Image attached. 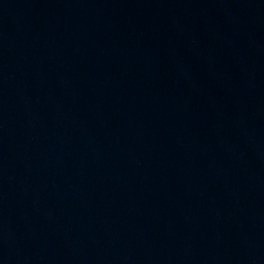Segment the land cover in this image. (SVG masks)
I'll list each match as a JSON object with an SVG mask.
<instances>
[{"label": "water", "instance_id": "1", "mask_svg": "<svg viewBox=\"0 0 264 264\" xmlns=\"http://www.w3.org/2000/svg\"><path fill=\"white\" fill-rule=\"evenodd\" d=\"M0 264H264V0H0Z\"/></svg>", "mask_w": 264, "mask_h": 264}]
</instances>
